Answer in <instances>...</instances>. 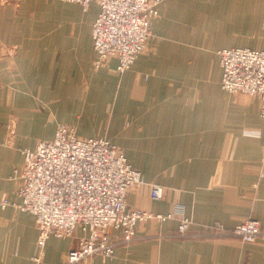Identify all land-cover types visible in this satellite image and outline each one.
Listing matches in <instances>:
<instances>
[{
  "label": "crops",
  "instance_id": "1",
  "mask_svg": "<svg viewBox=\"0 0 264 264\" xmlns=\"http://www.w3.org/2000/svg\"><path fill=\"white\" fill-rule=\"evenodd\" d=\"M147 50L131 69L96 68L92 29L99 6L62 0H0V264H35L39 231L19 202L25 149L60 124L117 145L144 183L127 205L167 215L139 223L112 260L80 264H264V120L260 101L221 86L218 51L264 49V0H163ZM163 198H151V188ZM9 204L3 208L2 199ZM181 216L191 232L177 233ZM260 222L252 244L226 231ZM117 238L118 231L109 230ZM83 235L50 236L40 264H65Z\"/></svg>",
  "mask_w": 264,
  "mask_h": 264
},
{
  "label": "built area",
  "instance_id": "2",
  "mask_svg": "<svg viewBox=\"0 0 264 264\" xmlns=\"http://www.w3.org/2000/svg\"><path fill=\"white\" fill-rule=\"evenodd\" d=\"M62 1L80 4L85 10L92 3L99 6L92 29L95 66L100 68L116 59L117 72L123 74L147 50L151 22L159 16L163 0ZM218 55L222 88L232 94L258 98L264 120V49L224 48ZM22 153L19 202L14 206L35 217L39 231L37 253L32 257L35 264L43 260L50 236L64 239L73 236L77 229L82 231L65 264L87 262L96 255L112 260L118 244L128 245L137 239L139 223L165 221L182 214L178 206L167 215L128 207L129 190L145 181L124 152L106 137H81L75 128L60 124L53 139ZM260 175L264 178V170ZM163 195V188L153 184L151 198L159 200ZM8 204L4 197L3 208ZM191 225V218L181 216L177 233L188 235ZM110 229L119 232L117 238L110 235ZM209 229L215 236L229 234L247 244L256 242L262 234L260 222L254 219H246L230 231L220 223Z\"/></svg>",
  "mask_w": 264,
  "mask_h": 264
}]
</instances>
